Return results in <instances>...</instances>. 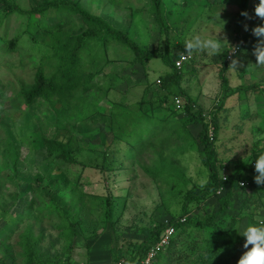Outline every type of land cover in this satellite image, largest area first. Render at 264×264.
Returning a JSON list of instances; mask_svg holds the SVG:
<instances>
[{"label":"trees","instance_id":"16d2710c","mask_svg":"<svg viewBox=\"0 0 264 264\" xmlns=\"http://www.w3.org/2000/svg\"><path fill=\"white\" fill-rule=\"evenodd\" d=\"M39 1L31 8L23 9L17 0H0V7L2 17L21 16L25 20L23 33L30 41L50 51L33 68L31 80L17 94L25 107L38 101L49 109L53 117L54 137L43 140L47 158L65 167L76 166L78 153L83 149L75 138L77 126L105 116L110 138L108 146L99 149L98 163L93 166L81 163L83 167L78 172L79 179L86 168L96 169L106 177L105 180L112 173H129L138 168L155 184L162 198L161 206L168 210L169 201H176L179 205L178 214L168 212L170 218L166 223H151L140 237H125L114 228L124 210L125 200L122 202L123 196L109 193L101 202L104 231L97 234L92 229V233H89L82 225L85 218L92 214L90 208L86 209L90 200L81 192L80 180L75 179L72 188H69L67 209H53L60 220L58 228L65 242L66 249H62V252L68 254L72 251L74 244L71 242L77 237L87 241L107 234L116 259L138 264L158 241L162 231L170 226L175 231L174 235L168 246L157 253L155 264H237L245 251V238L238 231H242L246 223L264 224V187L256 184L252 178L257 175L252 164L262 148L253 149L243 165H234L228 172L222 173L225 166L216 152V141L222 123L228 119L225 115L229 112L225 107L226 100L241 90L243 94L235 100L236 116L247 121L252 115L250 103L245 101L246 91L264 93V86L259 83L231 88L226 76L232 69L230 62L225 60L226 51L242 43L243 47L246 44L250 47L251 53L260 39L252 33L241 34V25L247 16L241 15V12L249 13L251 0H238L236 3L237 11L231 17L234 19L231 43L219 61L218 78L223 98L220 105H213L207 114L197 108L196 102L183 88L182 84L191 81L194 73L191 79L184 78V66L180 70L174 67L177 55L171 48H175L176 41L180 40V44L176 45L177 52L188 55V50L183 47L187 39V32L183 34V29L190 32L198 25V9H207L212 13L214 9L211 3L202 6L193 4L197 0H138L142 3L139 10L145 12L152 25L165 36L160 50L141 46L127 30L118 28L86 8L81 0ZM118 1L104 0V3L113 5ZM17 41L18 37L10 41L9 48L14 49ZM153 59L158 60L166 70L150 81L147 69ZM189 59L192 61L190 56ZM117 61L143 69L145 87L136 101H127L125 95L108 101V112L102 115L98 110L99 102L114 93L115 84L123 79L116 74H105L104 68ZM236 71L241 76L245 66L242 71ZM175 99L181 102L179 110L175 107ZM243 106L248 112L245 108L241 109ZM254 114H257L256 111ZM186 143L197 148L198 162L206 174L201 183H191L184 169L177 165L178 161L169 154L170 148ZM149 155L152 156L147 164L145 157ZM20 157L19 142L5 129L4 135L0 136V169L15 174ZM35 180L43 181V177L35 175ZM190 183V187H187ZM60 187L61 191L65 189ZM57 191L55 194L61 192ZM239 194H246V198L236 201L234 197ZM127 197L128 194H125ZM52 198L53 194L50 200ZM209 200H215L213 207L206 204ZM43 204L41 198L29 201L22 213L12 217V220L21 223L22 218L29 219L33 214L35 221L40 222L43 213L47 215L50 211ZM117 206L120 214H117ZM82 230L89 235L85 236ZM42 235V227L38 228L37 234H34L31 225L26 227L16 242L22 248L19 254L9 243L10 235L3 237L0 240V264H8L9 259L10 264H16L15 256L17 259L20 257L23 264H41L48 258L53 264L59 261L70 263V255L64 257L67 254H61L64 259L58 258L59 250L53 249V242L48 245V249L54 250L52 253L41 251ZM117 244L119 247L115 246Z\"/></svg>","mask_w":264,"mask_h":264},{"label":"rangeland","instance_id":"374dc122","mask_svg":"<svg viewBox=\"0 0 264 264\" xmlns=\"http://www.w3.org/2000/svg\"><path fill=\"white\" fill-rule=\"evenodd\" d=\"M237 1H194V5L202 6L211 3L214 11L210 13L207 9L197 8V11L200 12L198 25L190 32L186 28L183 29V34L187 32L185 35L187 39L195 35H211L213 38L216 35L217 39L223 41V48H226L219 54L195 50L193 53H188L192 61L189 60V63L183 65L184 78L191 79V75L193 73L194 75L191 81L184 82L182 86L186 88L190 98L196 102L197 108L202 110L204 114H207L213 105L219 106L223 98L218 78L219 61L231 43L234 28V19L231 17L237 11ZM258 1H250L249 13L241 25V34L252 33V29L261 23L253 11ZM17 2L21 8L29 9L40 1L17 0ZM81 2L86 8L100 14L118 28L127 30L141 46L162 50L165 36L157 30L155 25H152L145 12L139 10L142 7L141 1L122 0V2L118 1L113 5L108 2L104 3V0H81ZM1 13L0 7V136L4 135L6 129L19 142L21 157L15 174L10 170L3 172L0 169V182H2L0 188V240L10 235L9 243L12 244L13 250L19 254L22 251L21 246L16 244L19 241V234L30 225L33 227L34 234H37L38 228L42 227L41 251L53 252L57 249L59 253L61 252L60 254L55 252L60 256L58 258L62 259L70 255L71 260L74 251L72 250L68 254L65 251L62 252V249H66L65 242L61 236V229L58 228L60 220L53 209L56 207L67 209L69 188H72L71 184L75 179L80 180L82 183L81 192L85 193L90 200L89 204H86V209L90 208L92 214L85 218L82 225V228L88 230L89 233H92V229H95L97 234L104 231L102 230L104 211L101 202H104L109 193L115 196H123V198H125V194H128L127 199H121L122 202L125 200V207L114 227L119 234L125 237L128 235L140 237L142 231L151 223L158 221L166 223L170 218L169 211L178 214L179 205L176 201L168 202V210L161 206L162 198L158 195L155 184L138 168L129 173H112L108 175L106 180V177L101 176L96 169L86 168L79 179L78 172L83 167L81 163L92 166L94 163H98L99 149L108 146L110 138L107 129L108 121L105 116L94 118L87 124L77 126L75 138L81 143L80 146L83 149L78 153L76 166L65 167L64 164H56L47 158L43 148V140L54 137L53 117L49 109L38 101L30 107H25L22 101L17 98V94L21 87L31 80L33 68L38 66L41 58L47 57L50 51L40 44L33 43L23 33L25 20L21 16L2 17ZM245 26H247V30H245ZM17 37L16 47L10 49L9 42ZM179 41H176V45L180 44ZM176 45L171 50L178 56L180 53L177 52L178 46ZM183 47L185 48V46ZM250 50L246 44L230 62L232 69L226 73V76L231 88L253 83L264 86V65H255L256 58L253 55V50L251 53ZM244 66L245 72L239 76L236 70L240 72ZM165 70L158 60H151L147 69L150 81L155 80V77L164 73ZM104 73L116 74L123 79L115 84L114 93H110L107 98H103L99 102L98 110L103 113L102 115L108 112V101L112 102L124 95L129 102L136 101L141 97L145 80L143 69L139 66L117 61L106 65ZM103 80L106 79L103 78ZM241 93L243 94L239 90L236 95L226 100L225 107L228 108L229 112L225 115L228 119L227 122L222 123L221 129L217 133L216 152L225 166L222 173L228 172L234 165H243L253 149L262 148L263 142L256 143L255 138L264 136V93L261 94L262 92L256 90L246 91L245 101L250 103L252 115L247 121L236 116L235 100ZM232 108L234 109L230 112ZM241 109L248 112L246 106ZM255 111L257 114H254ZM169 152H171L169 154L172 159L178 161L177 165L179 164L184 169V174L190 178L191 183L204 181L206 174L198 162L199 156L196 146L186 143L180 147L170 148ZM151 156L145 157L147 164L149 163L148 158ZM145 161L143 162L145 163ZM38 174L43 177V181L35 180V175ZM252 178L254 179V176ZM191 183L187 187H190ZM259 185L264 187V183ZM60 186L65 187V189L61 191ZM57 190L61 192L55 194ZM51 194H53L52 201L50 200ZM246 194H239L234 198L236 201H241L246 198ZM38 198L43 200L42 206L50 208L47 215L43 213L44 217L40 222L35 221V216L32 214L31 218L24 217L22 218L23 222L14 223L12 217L21 214L29 201L38 200ZM214 203L215 200H209L206 204L213 207ZM117 208V214H120V208L118 206ZM82 231L85 236L89 235L87 231ZM106 238H108L107 234L98 237L96 240L99 242ZM74 240L77 244L79 238L73 239L72 245ZM51 243L54 245V250L48 249V245ZM94 243H90V245ZM115 246L119 247L118 244ZM84 248L86 250L85 256L88 254V247L85 246ZM61 254L67 255L63 257ZM14 258L16 264L22 263L20 257L19 259L16 256ZM10 262L11 259L8 260V264Z\"/></svg>","mask_w":264,"mask_h":264},{"label":"clouds","instance_id":"9594fccd","mask_svg":"<svg viewBox=\"0 0 264 264\" xmlns=\"http://www.w3.org/2000/svg\"><path fill=\"white\" fill-rule=\"evenodd\" d=\"M254 12L256 17L261 20V23L252 29V34L260 38L253 50V55L256 58L255 65L262 66L264 65V0H259ZM241 15L246 16L247 13L241 12ZM245 30H247V26H245ZM222 44L223 41L217 39L216 35L215 38L211 35H195L186 39L184 46L188 50L187 53L192 50H199L219 54L226 49L223 48ZM255 142H264V136H257ZM254 169L257 173L254 176L255 183L258 185L264 183V152H261L255 158ZM238 233L245 238L243 243L245 251L240 255L237 264H264V224L246 223L243 230L238 231Z\"/></svg>","mask_w":264,"mask_h":264},{"label":"crops","instance_id":"0c3cea01","mask_svg":"<svg viewBox=\"0 0 264 264\" xmlns=\"http://www.w3.org/2000/svg\"><path fill=\"white\" fill-rule=\"evenodd\" d=\"M79 240L77 241V244L74 240V247H73V255L72 259L70 260V263L68 264H108L110 262H114L116 259L115 256L112 253L113 244L108 236L106 239H102L99 242H97V238L95 237L92 240L84 241L81 237H78ZM96 243H94V241ZM90 243H94L90 245ZM85 246L88 247V254L84 256V253L86 252ZM52 253L51 251H49ZM64 259V258H62ZM122 259V258H120ZM41 264H53L51 258H48L44 260ZM57 264H65L63 262L60 263V261Z\"/></svg>","mask_w":264,"mask_h":264},{"label":"built area","instance_id":"2783aa9c","mask_svg":"<svg viewBox=\"0 0 264 264\" xmlns=\"http://www.w3.org/2000/svg\"><path fill=\"white\" fill-rule=\"evenodd\" d=\"M243 47V44L235 45L230 47L226 51L225 60L227 62H231L233 58L239 53L240 49ZM189 55L180 53L174 60V67L177 70H180L185 63L189 62ZM175 107L179 110L181 109V102L179 99H175ZM262 152H264V142L262 143ZM252 165H255L253 163ZM219 192V191H218ZM174 229L170 226H167L161 233L157 242H155L151 248L147 251L146 255L143 259L139 261L138 264H155L154 260L158 252L163 250L168 246L170 242L171 236L174 235ZM108 264H128L124 259L115 260L114 262H110Z\"/></svg>","mask_w":264,"mask_h":264}]
</instances>
